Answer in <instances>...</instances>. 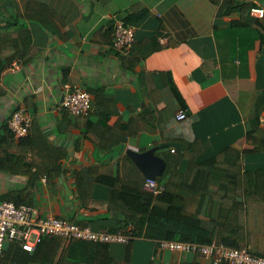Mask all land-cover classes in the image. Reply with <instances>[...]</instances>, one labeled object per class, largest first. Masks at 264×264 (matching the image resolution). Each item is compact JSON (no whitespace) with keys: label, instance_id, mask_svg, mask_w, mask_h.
I'll use <instances>...</instances> for the list:
<instances>
[{"label":"crops","instance_id":"1","mask_svg":"<svg viewBox=\"0 0 264 264\" xmlns=\"http://www.w3.org/2000/svg\"><path fill=\"white\" fill-rule=\"evenodd\" d=\"M224 1L0 0V129L19 106L32 117L27 136L12 140L26 141L9 150L17 160L0 166V199L11 196L40 218L72 213L69 221L108 231L126 210L95 177L111 174L115 187L138 183L144 176L129 149L155 148L164 169H180L191 155L264 167V153L245 154L255 148L248 132L264 128V35L232 25L238 15L222 14ZM242 1L264 10V0ZM135 3L148 12L132 25L130 49L119 52L113 26ZM14 63L19 68L10 71ZM66 84L92 95L87 115L62 108ZM167 142L181 148L160 147ZM28 162L47 172L59 164L58 175H34ZM34 250L6 241L0 264H51L42 248L33 258ZM108 250L111 264H208L162 249L153 254L143 242L129 256L118 245ZM103 255L94 261L92 252L77 249L54 264H110Z\"/></svg>","mask_w":264,"mask_h":264},{"label":"trees","instance_id":"2","mask_svg":"<svg viewBox=\"0 0 264 264\" xmlns=\"http://www.w3.org/2000/svg\"><path fill=\"white\" fill-rule=\"evenodd\" d=\"M219 3L220 0H212ZM222 14H236L238 18L231 21L235 26H251L259 35H264V10L261 17L251 15L256 9L252 1L225 0ZM138 3L129 7L126 25H134L147 9L138 10ZM141 11V12H139ZM143 13V14H142ZM247 139L255 148L246 152L264 153V128L259 127L248 132ZM7 126L0 129V166L2 163L17 160V156L9 150L18 146H26L25 140L18 145ZM176 160V159H175ZM185 166L180 169L168 165L160 180L164 191L160 195H152L143 189L145 178L139 176L138 183L120 181L115 187L117 177L106 172L97 173V183L111 188L113 202L121 204L126 210L123 219L118 218L116 226L108 228L111 233L122 232L128 235L125 243H102L83 240L66 241L60 236L43 237L33 253L38 256L42 248L46 259L44 263L60 262L68 255L82 249L94 255L104 254L111 264L109 247L118 245L130 254L136 242H143L152 247L154 253L161 252L159 241H181L209 245L215 243L233 249L247 248L254 256L264 258V167L261 165L243 167L241 159L233 166L218 164L214 159H199L191 155ZM180 161L177 159L175 165ZM35 167L34 175L44 174L47 178L58 175L60 165L55 164L51 172L38 170L33 162L28 167ZM13 197L2 200L11 201ZM13 202V201H12ZM16 205L20 202L14 201ZM103 252V253H102ZM80 256V255H79ZM205 261L210 260L196 254ZM81 258V257H80ZM89 263V262H88ZM148 264H154L149 261ZM199 264L196 258L191 263Z\"/></svg>","mask_w":264,"mask_h":264},{"label":"built area","instance_id":"3","mask_svg":"<svg viewBox=\"0 0 264 264\" xmlns=\"http://www.w3.org/2000/svg\"><path fill=\"white\" fill-rule=\"evenodd\" d=\"M251 13L262 16V9H253ZM135 27L117 20L113 26L112 47L119 52H126L134 42ZM164 39V37H163ZM17 63L9 70L18 69ZM92 95L79 86L64 85L61 106L75 116H85L91 110ZM185 117L183 112L176 115L178 120ZM32 117L24 106H19L7 121V128L14 139L27 136L31 127ZM172 151H174L172 149ZM143 189L152 195H160L164 191L163 185L155 178H145ZM34 235V239L30 237ZM60 236L66 241L83 240L102 243H125L128 235L122 232L111 233L106 230H93L89 226H79L67 219L48 215L40 218L35 209L27 204L16 205L12 201L0 199V258L3 255V244L8 241L15 243L26 251L36 248L43 237ZM162 250L178 253L182 256L201 254L210 260V264H264V258L250 254L247 248L233 249L218 246L196 244L181 241H159Z\"/></svg>","mask_w":264,"mask_h":264},{"label":"water","instance_id":"4","mask_svg":"<svg viewBox=\"0 0 264 264\" xmlns=\"http://www.w3.org/2000/svg\"><path fill=\"white\" fill-rule=\"evenodd\" d=\"M60 101H63V96ZM160 147H175L180 149L181 144L177 142H167L162 143ZM126 154L145 178H155L162 175L165 161L155 154V148H149L142 152L129 149L126 151Z\"/></svg>","mask_w":264,"mask_h":264},{"label":"rangeland","instance_id":"5","mask_svg":"<svg viewBox=\"0 0 264 264\" xmlns=\"http://www.w3.org/2000/svg\"><path fill=\"white\" fill-rule=\"evenodd\" d=\"M0 4H2L1 2H0ZM0 14H1V12H0ZM1 19L3 20L4 18H3V16H2V14H1ZM162 177V176H161ZM160 176H158L157 178H158V180H160V178H161ZM67 217V220H69L70 218H73V214L72 213H70V214H68V215H66ZM77 220L78 219H81V216L80 215H78L77 217H75ZM30 239H34V235H32L31 237H30Z\"/></svg>","mask_w":264,"mask_h":264}]
</instances>
